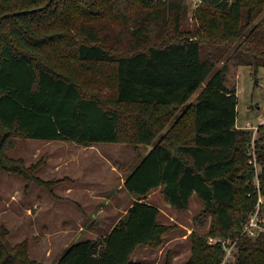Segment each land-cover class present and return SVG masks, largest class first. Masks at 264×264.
I'll return each instance as SVG.
<instances>
[{"label":"trees","instance_id":"16d2710c","mask_svg":"<svg viewBox=\"0 0 264 264\" xmlns=\"http://www.w3.org/2000/svg\"><path fill=\"white\" fill-rule=\"evenodd\" d=\"M186 11L184 0H0V175L55 183L34 175L41 160L8 155L17 139L150 146L126 173L135 199L125 214L104 235L68 244L54 264H172L131 260L167 230L146 199L157 188L178 210L195 194L211 215L182 264L222 262V242L209 236L230 239L224 264H264V232L242 233L256 203L253 129L236 126L229 76L230 65L264 66V0H199L194 28ZM254 149L264 198V122ZM7 235L0 225V264H38Z\"/></svg>","mask_w":264,"mask_h":264},{"label":"rangeland","instance_id":"374dc122","mask_svg":"<svg viewBox=\"0 0 264 264\" xmlns=\"http://www.w3.org/2000/svg\"><path fill=\"white\" fill-rule=\"evenodd\" d=\"M184 2L187 4L184 23L194 28L198 22L192 17L199 0ZM229 72L236 86V126L252 128L254 131L264 120V66H259L255 73L246 65H230ZM197 92L198 89L190 100ZM79 145L73 141L60 144L39 139H17L14 147L8 150V155L14 159H21L25 165H30L31 161L37 160L45 153L64 152L65 148L69 150ZM96 145L97 153L92 154L88 161L97 164L98 168L95 167L94 170L99 174L103 171L102 165L107 163L115 166L126 176L127 171L139 162L141 155L147 150L144 145L137 147L117 143ZM36 152L37 155L34 157ZM52 180H55L53 188L62 178ZM114 181L113 187L110 184L99 189L115 190L118 180ZM34 186L41 189L42 194L38 197L32 193ZM52 188L50 190L36 183H29L15 174L2 172L0 175V225L8 230L7 239L10 245L24 242L28 257L38 264H54L68 244L76 239L104 235L129 206L133 197L123 187V191L117 189V197L113 195L110 202L101 198L91 202H73L65 201L54 192L57 188ZM146 199L158 206V221L164 224L167 230L162 234L157 247L149 245L136 247L131 260L139 263H162L167 259L172 264L184 263L191 253L192 232L207 234L211 226V215L202 213L203 203L195 194L190 197L188 207L183 210L171 206L164 199L160 188L152 190ZM116 212L118 214H115ZM217 239H221L225 246L230 243V239L211 236L208 237V243H213ZM227 248L230 249L228 246ZM227 248L225 254L231 259V252Z\"/></svg>","mask_w":264,"mask_h":264},{"label":"crops","instance_id":"0c3cea01","mask_svg":"<svg viewBox=\"0 0 264 264\" xmlns=\"http://www.w3.org/2000/svg\"><path fill=\"white\" fill-rule=\"evenodd\" d=\"M48 142H60V144H62L67 141L52 140ZM149 147L150 146H147L146 148L148 149ZM96 153V144H92L89 146L79 145L75 146L74 148H70L69 150L65 148L64 152L59 151L55 153L53 151H50V153H45L44 156L38 157L37 160H41L42 163L36 168V170L34 171V175L45 181L52 180L53 178H62L59 183L55 184L54 187L57 189H54V192L63 197L62 199H65V201L69 200L73 202H91L93 200L101 198V200L110 202L113 195H115L114 197H117V189H121V191H123L122 188L125 176L121 171H118L115 166L109 165L107 163L102 165L101 169H103V171L101 172V174L96 173L94 168L97 166V164L88 161L89 158H91V155ZM36 155L37 152L34 153L33 156L36 157ZM35 161H31L29 164H32ZM114 180H118L115 190H113L112 188L111 191L109 189H99L101 186L106 187L110 184L111 187H113L115 184ZM32 193L35 195V197H38L40 194H42L41 189H39V187L37 186H34L32 188ZM32 199L34 200L35 198L32 197ZM134 199L135 198L132 197L129 206ZM127 208L122 214H125ZM115 214L118 213L116 212ZM122 214L117 217L109 230L119 220Z\"/></svg>","mask_w":264,"mask_h":264},{"label":"built area","instance_id":"2783aa9c","mask_svg":"<svg viewBox=\"0 0 264 264\" xmlns=\"http://www.w3.org/2000/svg\"><path fill=\"white\" fill-rule=\"evenodd\" d=\"M262 122H264V120ZM256 128L257 126L253 131L251 142L248 147V153L251 155L249 159V163L253 165L255 171L252 184L254 187V192L256 193V203L253 210L250 213L248 221L242 227L243 234L253 237L257 236L261 232H264V198L260 192V180L258 175L261 170V166L258 164L256 160L255 149H254V134L256 132ZM217 240L222 241L221 239H217ZM222 245L225 251L227 246L230 247V249L229 248L227 249L229 252H231L232 244L229 243L227 246H225V244L222 243ZM227 260H228V256L225 254L224 259L219 264H224Z\"/></svg>","mask_w":264,"mask_h":264}]
</instances>
